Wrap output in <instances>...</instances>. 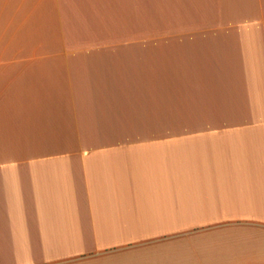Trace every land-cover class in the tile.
Instances as JSON below:
<instances>
[{
  "label": "crops",
  "instance_id": "1",
  "mask_svg": "<svg viewBox=\"0 0 264 264\" xmlns=\"http://www.w3.org/2000/svg\"><path fill=\"white\" fill-rule=\"evenodd\" d=\"M0 264H264V0H0Z\"/></svg>",
  "mask_w": 264,
  "mask_h": 264
},
{
  "label": "rangeland",
  "instance_id": "2",
  "mask_svg": "<svg viewBox=\"0 0 264 264\" xmlns=\"http://www.w3.org/2000/svg\"><path fill=\"white\" fill-rule=\"evenodd\" d=\"M162 56V55H160ZM159 56V58H160ZM161 73V71H160ZM165 73V71H164ZM166 77V75H165ZM165 77H160L162 78L163 81H165ZM162 100H164L165 98H161ZM161 107V105H160ZM166 107V104H165ZM165 107L160 108L159 112H160V122H158V126L162 127V126H166L169 127L170 129L174 130V134L173 137H176V139H179L178 141H176V148L174 147L173 153H174V158H175V162L173 159V162L175 163L174 166V170L172 168V164H168L169 166V173L173 174L175 176H182V175H187L190 174L192 172H190V167L189 164L190 162L188 161V155L184 156V152L182 151L181 146H183V142L181 141V138L183 137V130H184V125H183V119L181 117H173V118H164L166 117V113L165 111ZM165 136V135H164ZM172 137V136H171ZM184 147V146H183ZM172 153V152H170ZM182 163H184V168ZM186 164V166H185ZM193 170V168H191ZM98 259V258H97Z\"/></svg>",
  "mask_w": 264,
  "mask_h": 264
}]
</instances>
